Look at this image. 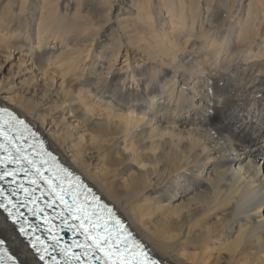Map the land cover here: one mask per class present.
<instances>
[{
  "label": "bare ground",
  "instance_id": "6f19581e",
  "mask_svg": "<svg viewBox=\"0 0 264 264\" xmlns=\"http://www.w3.org/2000/svg\"><path fill=\"white\" fill-rule=\"evenodd\" d=\"M243 1L0 0L13 44L45 73L64 67L62 103L105 143L75 148L53 129L39 100L58 97L45 88L34 98L0 89V105L36 127L166 264L264 261V0H250L245 18ZM122 48L143 63L111 73ZM100 148L118 175L137 168L120 181L93 171ZM0 237L19 261L40 264L1 210ZM184 249L204 256L188 262Z\"/></svg>",
  "mask_w": 264,
  "mask_h": 264
},
{
  "label": "rangeland",
  "instance_id": "374dc122",
  "mask_svg": "<svg viewBox=\"0 0 264 264\" xmlns=\"http://www.w3.org/2000/svg\"><path fill=\"white\" fill-rule=\"evenodd\" d=\"M21 1L22 0H18V2H21ZM249 2L250 0L243 1L245 10H244V13L242 12V14L244 18L247 16L246 15L247 10H248L247 5ZM6 30L7 29L4 26V21L2 22L0 20V89L1 91L7 96L26 95V96H30L34 98L35 97L34 94L31 93L32 90L41 91V89L42 90L44 88L47 89L48 92L52 94V96L57 95L58 102H55L53 100L49 102H47L46 100H43V101L39 100V102L41 101L40 103L42 107L41 113H44V115L47 117V120L50 122V126H52L53 129L56 128V131L60 133L66 132L65 134L68 135L69 139L71 140V143L74 145L75 148L79 147L81 144L87 145V146H91L94 144H97V145L104 144L105 141H101L100 143L99 142L94 143L96 142V140L93 141L94 134L91 133V131L88 129L87 124L82 119L81 113L78 110H76L74 107H70L69 102L62 103L64 98L62 97L61 91H62V85H63L62 77L64 76V74L61 72H63L64 67H61L60 63L58 64L51 63V65L46 66V69L47 70L49 69V71L48 73H45L42 68L38 67L39 66L38 62L34 61L35 59L31 57L32 55H31V51H29V48L27 46H23L20 44H13L12 40L14 38L11 37L12 36L11 33L9 32L7 33ZM238 31H240V34L242 36H244V34L246 33L244 29H238ZM196 38L200 39L199 36H196ZM54 43L57 44L58 43L57 40H55ZM133 48L136 49L137 48L136 45H134ZM8 50H10V53L8 52L7 54ZM126 52H127V49L122 48V50L118 54V57L115 58V60L111 61V65H112L111 73L114 72L117 74L119 72L122 73L124 71L123 73L129 74L131 73L134 67H137L138 64L143 63V61L137 60L136 55L131 53V51H128L127 53ZM83 55H85V53ZM84 58H87V56H85ZM51 69H54V70H51ZM73 75L77 76V74H73ZM73 75L70 72V74H67L66 79H68L69 77L70 78L73 77ZM135 85H136V81L134 82V86ZM48 96H51V95H49L48 93ZM113 143H115L118 147L119 146L123 147V144H120L118 141L116 142L113 141L111 144ZM130 145L131 143L128 144V147ZM101 152H103V149L101 150L100 148L98 151V153L100 154L92 161L94 163L93 171H100V172L103 171L102 173L106 172L108 174L111 173L110 176H112V174L113 176L118 175V172H114L112 170L113 168L111 169L110 167H108V164L106 163L105 155L104 153L101 154ZM136 168L137 167L134 166L132 167L131 170H135ZM131 170H129L128 172L124 171L121 175H118L117 181H120L121 179L123 180L124 178H126L127 173H131ZM120 176L121 178H119ZM107 177H109V175H107ZM149 198H150V192H146L145 194H143L142 197H140L139 202L141 204H145V202L142 199H144L145 201H151L149 200ZM208 223L210 222L208 221ZM250 251H253V255L255 256L256 249L252 248L250 249ZM181 252L185 254L187 253V255L184 257L188 259V262H192L193 260L198 259L195 256L198 255L199 253L196 252V250L194 249H186V250L184 249ZM189 254L190 255L192 254V255L190 256ZM188 255H189V258H187ZM200 256L198 255L197 257H200ZM203 256L204 255H202L201 257ZM250 256L251 255H247V257H250ZM190 257H193L191 258L192 261L190 260ZM259 260H260L259 264L264 263L262 259H259ZM245 261L246 259H244L243 261L241 259L235 264H244ZM258 262H259L258 260H254L252 258V260L248 259L245 264H255V263L258 264Z\"/></svg>",
  "mask_w": 264,
  "mask_h": 264
},
{
  "label": "snow or ice",
  "instance_id": "6c2138e0",
  "mask_svg": "<svg viewBox=\"0 0 264 264\" xmlns=\"http://www.w3.org/2000/svg\"><path fill=\"white\" fill-rule=\"evenodd\" d=\"M0 134H3L2 129H0ZM0 178H2V177H0ZM58 198H60V197H58ZM0 206H2V205H0ZM88 215L89 214H87V213L85 214V218L86 219L88 218ZM73 218L74 219H80L79 216H74ZM89 222L90 223H93L91 221H89ZM81 227H84L83 223H81ZM93 227L94 228L95 227H98V225H96L95 223H93ZM85 231L87 232L88 229L85 228ZM89 238L93 240V242L97 245V247H99V240L96 237H89ZM103 239L107 242V246H108L109 251H105L103 248L101 249V251H105V255L107 257L111 258V256L113 255V253L110 250L113 248V244L110 242V240H109L108 237H104ZM0 243H2V242H0ZM115 247H116V249L118 251H120V249H119V241H117ZM0 259H2V257H0ZM41 259H43V257H41ZM118 260H119V264H132V261L124 256L123 251H120V254L118 256ZM112 264H117V261L116 260H113L112 261Z\"/></svg>",
  "mask_w": 264,
  "mask_h": 264
}]
</instances>
